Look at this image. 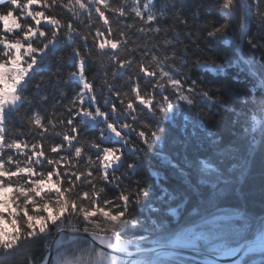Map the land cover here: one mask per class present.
<instances>
[{
  "label": "snow or ice",
  "instance_id": "snow-or-ice-1",
  "mask_svg": "<svg viewBox=\"0 0 264 264\" xmlns=\"http://www.w3.org/2000/svg\"><path fill=\"white\" fill-rule=\"evenodd\" d=\"M37 248L264 264V0H0V262Z\"/></svg>",
  "mask_w": 264,
  "mask_h": 264
},
{
  "label": "trees",
  "instance_id": "trees-1",
  "mask_svg": "<svg viewBox=\"0 0 264 264\" xmlns=\"http://www.w3.org/2000/svg\"><path fill=\"white\" fill-rule=\"evenodd\" d=\"M188 2H191V0H188ZM129 39L130 41H137L140 43H144V37L143 35L136 33L135 31H130L129 33ZM223 48H231V45H222ZM226 56H230V52H224L223 53ZM240 53L238 52L237 55H239ZM43 75L47 76V73H42ZM37 79H39V76H37ZM237 88H239L240 90H245L247 88L251 87V84L248 83L245 80V74L243 72L240 73V78H239V83L235 85ZM76 86L70 85L69 86V93H71L72 89H74ZM32 98V97H30ZM35 99H38V97H36ZM206 111V109H205ZM185 117H187V119H185ZM217 119H219V117H217ZM187 123L188 125V131L190 133H195L197 131L198 128V118H197V110H193L191 112V114L185 113V114H177V118H176V122L175 125H170L169 127H171V134L174 137H180L181 136V132H182V128L183 125ZM151 159V157H150ZM154 164H156L158 166V162L153 161ZM260 168H261V160L260 157L257 156L255 159V162L252 166V176L258 179L259 176V172H260ZM161 177H164V173L163 171L161 172ZM146 180L149 184L152 183V178L150 176H146ZM169 184L172 188H176L177 187V181L175 176L173 175H169ZM159 187H163V185H159L157 188V193L159 192ZM158 206V205H157ZM249 210L251 212H253V214L255 215H259V203L258 200H252L249 202L248 204ZM140 215L141 219H144L146 216L149 215V210L147 208L143 209V211L141 213H138ZM41 254V250L39 248H37L36 251L33 252H25L23 255H20L18 257H15L12 264H25V260L27 256H36L39 257ZM258 258V257H257ZM0 264H3V262H0Z\"/></svg>",
  "mask_w": 264,
  "mask_h": 264
},
{
  "label": "water",
  "instance_id": "water-1",
  "mask_svg": "<svg viewBox=\"0 0 264 264\" xmlns=\"http://www.w3.org/2000/svg\"><path fill=\"white\" fill-rule=\"evenodd\" d=\"M196 259H202V258H208V259H213V255L212 254H208V253H202V255L195 257ZM216 260L218 262V264H232V257H227V256H219L216 257Z\"/></svg>",
  "mask_w": 264,
  "mask_h": 264
},
{
  "label": "rangeland",
  "instance_id": "rangeland-1",
  "mask_svg": "<svg viewBox=\"0 0 264 264\" xmlns=\"http://www.w3.org/2000/svg\"><path fill=\"white\" fill-rule=\"evenodd\" d=\"M208 254H210V253H208ZM213 255V254H212Z\"/></svg>",
  "mask_w": 264,
  "mask_h": 264
}]
</instances>
